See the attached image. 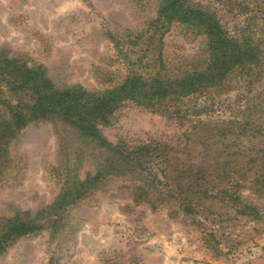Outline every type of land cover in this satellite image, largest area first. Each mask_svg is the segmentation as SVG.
Instances as JSON below:
<instances>
[{
  "label": "rangeland",
  "instance_id": "1",
  "mask_svg": "<svg viewBox=\"0 0 264 264\" xmlns=\"http://www.w3.org/2000/svg\"><path fill=\"white\" fill-rule=\"evenodd\" d=\"M213 5L230 28L244 24L245 17ZM157 9L158 0H0V49L30 66H45L58 88L80 84L90 91L112 89L133 74L154 75L163 67L160 48L161 71L171 77L207 59L206 36L179 23L160 43ZM255 36L260 37L257 31ZM219 92L195 121L127 102L99 126L112 143L162 140L183 147L193 144L185 131L203 119L202 144L192 146L190 159L208 179L222 177L209 185L219 196L190 215L176 212L173 201L152 209L132 201L130 174L109 175L101 189L56 222L39 219L44 228L18 238L0 253V264H144L152 249L168 242L173 222L195 228L214 260L264 264V75L249 85L245 77H231ZM7 148L0 232L8 220L36 218L68 180L95 173L106 157L62 120L30 122ZM233 195L239 198L230 200ZM154 221L166 234L146 226ZM156 250L167 255V246Z\"/></svg>",
  "mask_w": 264,
  "mask_h": 264
},
{
  "label": "trees",
  "instance_id": "2",
  "mask_svg": "<svg viewBox=\"0 0 264 264\" xmlns=\"http://www.w3.org/2000/svg\"><path fill=\"white\" fill-rule=\"evenodd\" d=\"M210 1L158 0L155 31L160 43L174 23L207 38V59L179 76L162 73L160 48L159 64L163 67L154 75L133 74L104 91H90L80 84L58 88L45 66H30L22 56L10 57L0 49V175L10 161L8 144L35 120H62L106 153L95 173L85 179L68 180L55 201L41 209L36 218L8 220L0 232V253L18 238L43 229L39 219L56 222L55 217L101 189L109 175L130 174L132 201L152 209L173 201L178 207L176 212L190 215L204 205V200L219 196L211 194L209 185H216L222 177L208 179L206 170L190 159L192 146L202 144L203 119H196L191 130L185 131L186 140L193 144L183 147L162 140L112 143L99 128L127 102L181 122L195 121L192 117L207 113L208 107L215 104L229 78L245 77L249 85L254 76L264 75V0ZM213 3L236 18L245 17L244 24L234 29L227 26ZM242 128L247 129V124ZM238 198L233 195L230 200Z\"/></svg>",
  "mask_w": 264,
  "mask_h": 264
},
{
  "label": "crops",
  "instance_id": "3",
  "mask_svg": "<svg viewBox=\"0 0 264 264\" xmlns=\"http://www.w3.org/2000/svg\"><path fill=\"white\" fill-rule=\"evenodd\" d=\"M149 221H153V219L149 218ZM146 226L152 231L158 230L165 233L162 232L160 223H156V221L150 222ZM167 233L165 234L168 237V242L160 243L161 246L152 249L144 264H225L222 260L212 259L208 247L195 228L173 222ZM165 245L168 250L167 255L156 250L163 249L166 247ZM169 254H174L175 257L171 258Z\"/></svg>",
  "mask_w": 264,
  "mask_h": 264
}]
</instances>
